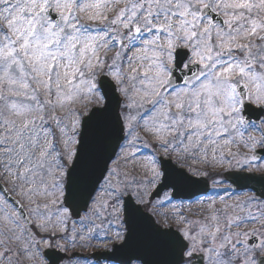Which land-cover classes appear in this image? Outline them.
<instances>
[{"label": "snow or ice", "instance_id": "snow-or-ice-1", "mask_svg": "<svg viewBox=\"0 0 264 264\" xmlns=\"http://www.w3.org/2000/svg\"><path fill=\"white\" fill-rule=\"evenodd\" d=\"M0 264H264V0H0Z\"/></svg>", "mask_w": 264, "mask_h": 264}, {"label": "rangeland", "instance_id": "rangeland-1", "mask_svg": "<svg viewBox=\"0 0 264 264\" xmlns=\"http://www.w3.org/2000/svg\"><path fill=\"white\" fill-rule=\"evenodd\" d=\"M175 226V225H174Z\"/></svg>", "mask_w": 264, "mask_h": 264}]
</instances>
